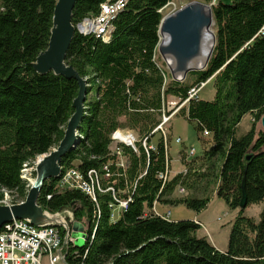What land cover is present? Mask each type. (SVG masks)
Masks as SVG:
<instances>
[{"label":"trees","instance_id":"obj_1","mask_svg":"<svg viewBox=\"0 0 264 264\" xmlns=\"http://www.w3.org/2000/svg\"><path fill=\"white\" fill-rule=\"evenodd\" d=\"M104 1L78 0L72 23L97 15ZM171 1L128 0L113 20L108 41L75 30L66 62L86 79L85 113L77 142L61 166L86 171L110 161L115 173L102 179V187L112 190L98 193L96 202L79 190L61 189L59 177L44 183L38 205L51 213L70 209L84 223L87 237L80 246L70 242L64 247V264H264V131L257 129L264 114V0H214L215 42L206 66L188 72L182 81L164 84L155 54L164 16L159 9ZM55 3L0 0V200L5 191L25 198L23 165H33L37 156L59 143L74 111L77 83L33 68L47 47ZM207 80L213 97L190 98L179 109L198 132L210 133L211 144L203 155L194 160L183 155L184 169L162 185L158 174L168 156L159 135L148 157L140 145V158L124 146L125 169L117 171L116 157L109 154L112 131L129 128L151 142L162 98L181 103L191 87ZM246 115L253 119L251 126L238 134ZM249 151L254 157L244 174L242 159ZM213 157L219 161L213 173L216 197L238 209L224 250L197 235L199 222L171 220L153 211L154 201L166 203L164 197L176 186L191 190L206 178ZM243 177L246 207L262 203L258 221L238 207ZM113 193L119 199L130 197L115 220L109 207ZM191 195L174 203L195 212L206 208L208 196Z\"/></svg>","mask_w":264,"mask_h":264},{"label":"built area","instance_id":"obj_2","mask_svg":"<svg viewBox=\"0 0 264 264\" xmlns=\"http://www.w3.org/2000/svg\"><path fill=\"white\" fill-rule=\"evenodd\" d=\"M128 0H106L100 4L99 12L95 16L85 17L79 23L75 25L76 30L82 34H94L103 41H108L112 30H113V20L116 15L125 7ZM168 2L164 7L159 9V12L163 13ZM177 9L170 10L167 14L174 13ZM163 39L159 34V41L156 46L155 58L160 59V64L163 67L164 84L170 79L176 81H182L184 78L180 75L172 76L170 69L174 65V60L171 57L162 58L158 52V45ZM205 85V82L199 83L188 90V97L179 103L178 99H166L162 98L161 102V119L159 123L153 128L151 133H160L165 141L164 125L168 120L175 115L186 101L190 98H197V92ZM180 105V106H179ZM179 106V107H178ZM164 129V130H163ZM135 130H126L117 128L112 131L111 143L109 147V154L116 157L114 161V166L117 168L124 167V151L123 147L127 146L132 149L134 153L140 158V149L138 145L141 146L143 152L146 156H149L150 151L155 150V144L148 141L147 136L140 137ZM204 136H209L208 131H203ZM175 141L180 142L179 138H175ZM167 150V146H166ZM194 154V148H190L188 155ZM168 156V153H167ZM169 158L166 159L164 171L158 174V178L162 181L164 185L169 181L171 173L169 171ZM112 163H104L100 169H88L82 171L76 167H61V173L58 178V186L61 189H76L87 195L92 201L96 202L97 194L111 189L112 187H102V179H108L115 172L111 169ZM27 165L24 164L21 169L22 172L26 170ZM117 169V171L119 170ZM145 174V171L139 174L141 177ZM180 193L185 192V188L179 186ZM112 199L114 203H110L109 207L111 209L110 218L115 220L117 218L113 208L114 204L120 207L121 212L126 210L128 206L129 198L119 199L116 195L112 194ZM22 202V201H20ZM158 201L153 203V211L155 214L168 218L169 212H159L156 208ZM46 215L50 218L48 221L43 222L40 225H33L24 219H12L11 221L3 224L0 227V264H42L44 258H46L48 264H64V247L73 242L70 237V228L66 220L60 216V211L51 213L43 209ZM98 213V211H97Z\"/></svg>","mask_w":264,"mask_h":264},{"label":"water","instance_id":"obj_3","mask_svg":"<svg viewBox=\"0 0 264 264\" xmlns=\"http://www.w3.org/2000/svg\"><path fill=\"white\" fill-rule=\"evenodd\" d=\"M77 1L56 0L47 47L38 53L33 63V68L38 74L53 72L77 83L78 92L73 100L74 111L66 123L59 143L36 159L33 168L35 177L29 185L24 200L17 204L0 205V227L12 219H24L33 225H40L50 219L43 208L38 205V196L47 180L59 177L62 158L77 142L79 126L84 119L87 82L66 62L69 46L76 30L71 18L72 9ZM212 21L210 5L197 0L162 17L159 34L165 37V40L158 45V52L162 58L171 57L174 60V65L170 69L172 76L180 75L184 78L188 72L201 70L206 66L211 54L208 55L201 68L193 69L191 64L200 61L203 29L209 27ZM214 41V34H212L213 45ZM260 124L261 130L264 131V114L260 119ZM253 157L254 153L251 151L244 154L242 159L244 174ZM244 185L245 177L241 183V197L238 202V207L242 210L247 205Z\"/></svg>","mask_w":264,"mask_h":264},{"label":"rangeland","instance_id":"obj_4","mask_svg":"<svg viewBox=\"0 0 264 264\" xmlns=\"http://www.w3.org/2000/svg\"><path fill=\"white\" fill-rule=\"evenodd\" d=\"M191 1L194 0H172L168 4V6H166V8L164 9L163 14L165 15L172 9H178L180 7H183ZM197 1L202 2V0H197ZM222 1L227 2L228 0H222ZM214 3L215 1L212 0V2L208 5L211 6ZM209 30L211 34H214L213 21L209 26ZM213 92H214L213 87L209 83V80H207L205 81V85L202 86L201 89L197 92V98L211 99L213 97ZM168 99H173V98L169 97ZM179 109L177 112H175V115L172 116L168 120V122L163 126L165 129L163 130L166 135L165 141L167 146L168 158L170 161L169 171L171 173V177L175 176V174L177 173H180L184 169V162H183L184 156L189 158V160H194L196 158H199L203 155L204 149L208 147L209 144H211V136H204L202 132H198L195 128V125L189 122L184 117V115L179 113ZM252 121L253 119L250 115L244 116L238 125V134L245 133L251 126ZM120 129L131 130L129 128H120ZM257 129L261 130L260 121L257 123ZM159 135L160 133H156V135L152 138L151 143L153 144L156 143ZM175 138H179L180 142L177 143L175 141ZM54 147L55 146H53L52 148ZM190 148H194L193 155H188ZM123 159L125 166V157H123ZM34 163L33 165L30 166L26 164L27 166L24 167L26 168V170L22 172L21 177L26 181V188H27L26 193L28 191L29 185L31 184V182L34 180L35 177V173L33 172ZM218 165H219V161L216 160V157L211 158L209 160L210 171H209V175L206 178L201 179L198 182V184H195L193 189L191 190L185 187V192L183 193H180L178 191L179 186H176L170 194L164 197V199L168 201L166 203L163 202L161 204L160 203L156 204V208L159 212L162 213L169 212L168 219L171 220L190 219L189 217L196 216L199 220L195 219L194 221L199 222L201 225L200 229L197 231V235L198 236L204 235L217 249L224 250L227 246L231 225L233 223L235 216L238 213V209L230 208L224 201L216 197V194L214 192L215 181H213L214 179L213 173H215V170L218 167ZM117 169H119V167H117ZM124 169L125 167H122L119 170L123 172ZM190 194H192L191 196H195V197L208 196L210 199L206 208H204L200 212H195L191 209L186 208L183 204L174 203L175 200ZM23 200L24 198L22 200L16 199L15 193H10L5 191L3 193L2 199L0 200V205L17 204ZM113 210L116 216L119 217V215L121 214L120 207L114 204ZM261 210H262V203L251 204L250 206H247L244 209L243 214L245 216L252 217L256 221H258L260 219ZM60 216L66 220L70 228V237L71 239H73V244L77 246L82 245L84 242V238L86 236V232L83 227L84 223L78 222L75 219L74 214L70 209H65L63 211H60ZM42 264H48L46 258L43 259Z\"/></svg>","mask_w":264,"mask_h":264},{"label":"bare ground","instance_id":"obj_5","mask_svg":"<svg viewBox=\"0 0 264 264\" xmlns=\"http://www.w3.org/2000/svg\"><path fill=\"white\" fill-rule=\"evenodd\" d=\"M161 38L165 40V37L161 35ZM213 44H212V34L209 30V27H205L203 29V43L202 49L200 53V61H195L191 64L193 69L201 68L204 64L205 60L207 59L208 55L212 53Z\"/></svg>","mask_w":264,"mask_h":264},{"label":"crops","instance_id":"obj_6","mask_svg":"<svg viewBox=\"0 0 264 264\" xmlns=\"http://www.w3.org/2000/svg\"><path fill=\"white\" fill-rule=\"evenodd\" d=\"M191 220H195V219H198L196 216H191L189 217ZM199 220V219H198Z\"/></svg>","mask_w":264,"mask_h":264}]
</instances>
